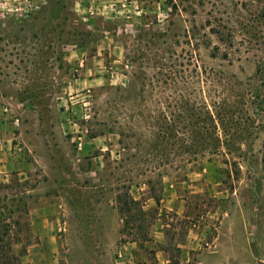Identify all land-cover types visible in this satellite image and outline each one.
I'll use <instances>...</instances> for the list:
<instances>
[{
    "label": "rangeland",
    "instance_id": "374dc122",
    "mask_svg": "<svg viewBox=\"0 0 264 264\" xmlns=\"http://www.w3.org/2000/svg\"><path fill=\"white\" fill-rule=\"evenodd\" d=\"M0 125L20 264H264V0H0Z\"/></svg>",
    "mask_w": 264,
    "mask_h": 264
},
{
    "label": "crops",
    "instance_id": "0c3cea01",
    "mask_svg": "<svg viewBox=\"0 0 264 264\" xmlns=\"http://www.w3.org/2000/svg\"><path fill=\"white\" fill-rule=\"evenodd\" d=\"M95 80L97 79L88 78L83 81L92 83ZM14 136L15 134L10 130L0 125V179L8 177L12 173L25 175L30 169V162L27 159L26 152L21 150L18 144H13ZM55 209V206H50L40 209V212L55 213Z\"/></svg>",
    "mask_w": 264,
    "mask_h": 264
},
{
    "label": "trees",
    "instance_id": "16d2710c",
    "mask_svg": "<svg viewBox=\"0 0 264 264\" xmlns=\"http://www.w3.org/2000/svg\"><path fill=\"white\" fill-rule=\"evenodd\" d=\"M210 32V31H209ZM221 42H224L223 40H220ZM217 51V49H214ZM215 57V56H213ZM227 56L224 54L223 59H226ZM14 244H8L6 246L0 244V264H20L18 258L15 256L13 252Z\"/></svg>",
    "mask_w": 264,
    "mask_h": 264
},
{
    "label": "built area",
    "instance_id": "2783aa9c",
    "mask_svg": "<svg viewBox=\"0 0 264 264\" xmlns=\"http://www.w3.org/2000/svg\"><path fill=\"white\" fill-rule=\"evenodd\" d=\"M31 12V11H30Z\"/></svg>",
    "mask_w": 264,
    "mask_h": 264
}]
</instances>
